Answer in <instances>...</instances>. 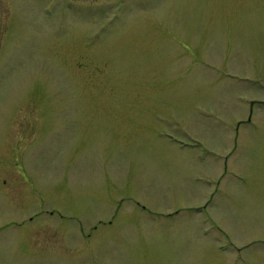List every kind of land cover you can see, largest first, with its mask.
<instances>
[{
    "label": "rangeland",
    "instance_id": "obj_1",
    "mask_svg": "<svg viewBox=\"0 0 264 264\" xmlns=\"http://www.w3.org/2000/svg\"><path fill=\"white\" fill-rule=\"evenodd\" d=\"M0 264H264V0H0Z\"/></svg>",
    "mask_w": 264,
    "mask_h": 264
}]
</instances>
